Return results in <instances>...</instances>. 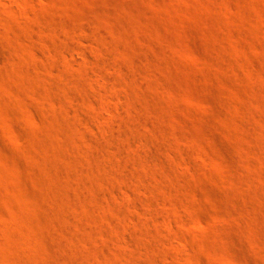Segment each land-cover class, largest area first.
Segmentation results:
<instances>
[{
  "label": "rangeland",
  "instance_id": "1",
  "mask_svg": "<svg viewBox=\"0 0 264 264\" xmlns=\"http://www.w3.org/2000/svg\"><path fill=\"white\" fill-rule=\"evenodd\" d=\"M0 264H264V0H0Z\"/></svg>",
  "mask_w": 264,
  "mask_h": 264
},
{
  "label": "bare ground",
  "instance_id": "2",
  "mask_svg": "<svg viewBox=\"0 0 264 264\" xmlns=\"http://www.w3.org/2000/svg\"><path fill=\"white\" fill-rule=\"evenodd\" d=\"M72 37H74L73 35H72ZM72 40V39H71ZM71 42V41H70ZM73 43V42H72ZM74 45V44H73ZM92 121H93V119H92ZM93 124H95V122L94 123H92V125ZM96 126H98L97 124H96ZM97 128V127H96ZM99 128V127H98ZM95 129V128H94Z\"/></svg>",
  "mask_w": 264,
  "mask_h": 264
}]
</instances>
